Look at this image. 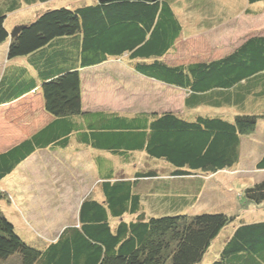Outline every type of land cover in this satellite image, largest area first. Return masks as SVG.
<instances>
[{
	"label": "trees",
	"instance_id": "obj_1",
	"mask_svg": "<svg viewBox=\"0 0 264 264\" xmlns=\"http://www.w3.org/2000/svg\"><path fill=\"white\" fill-rule=\"evenodd\" d=\"M60 1L0 0V47L8 45L10 61H23L5 70L0 107L38 91L52 118L0 153V184L32 154L63 149L71 141L95 152L98 180L79 204L76 224L52 242H26L0 208V264H200L238 217L156 216L164 212L163 196L134 188L160 174H125L105 155L131 163L143 152L171 167V181L214 176L238 165L244 139L256 136L264 119V34L245 37L216 59L170 64L166 58L177 41L192 34L186 25L209 31L228 9L215 12L221 9L216 0H92L74 7L57 6ZM240 1L246 13L264 5V0ZM24 9L32 14L14 26L22 29L11 37L14 28L9 31L6 22ZM118 62L141 78L181 90L184 113L84 111L82 74ZM232 107L239 113L226 115L224 109ZM262 147L258 171H264ZM148 188L154 193V186ZM242 197L244 207L264 205V179ZM2 201L8 195L0 189ZM211 264H264V221L241 220Z\"/></svg>",
	"mask_w": 264,
	"mask_h": 264
},
{
	"label": "rangeland",
	"instance_id": "obj_2",
	"mask_svg": "<svg viewBox=\"0 0 264 264\" xmlns=\"http://www.w3.org/2000/svg\"><path fill=\"white\" fill-rule=\"evenodd\" d=\"M216 1L221 9L216 7L215 12L219 13L226 8L228 16L209 31L199 30L192 23L189 25L190 28L186 25L189 33L192 34L177 41L174 51L166 58L170 64H189L215 59L229 53L245 37L264 34V5L253 7L251 12L246 13L244 11L247 5L240 0ZM85 3L90 4L92 0H61L57 6L74 7ZM31 14V9H24L11 15L6 22L7 29L12 30L22 18H28ZM82 75L85 76L83 99L90 108L128 114L165 110L183 114L185 111L182 108L185 94L181 90L141 78L121 62L113 64L112 67L99 68L94 72L88 70ZM206 110L198 109L199 112ZM22 111V108L13 110L11 115L8 113L9 116L3 118L4 121L0 119V133L3 134L0 150L7 148V144H14L16 140L14 136L22 132L23 128L21 129L16 117V114L20 115ZM237 112L239 113V110L236 107L224 109L226 115ZM200 114L203 115V113L198 115ZM257 129L256 136L244 139L239 164L214 176L171 181L167 178L171 167L163 162L153 161L143 152H136L131 163L125 161L126 157L123 156L119 158L104 155L113 160L117 171L123 170L125 174L134 175L135 172L145 170H156L160 174L159 179L149 180L148 183L143 180L139 187L134 188L135 192L138 189L143 192L145 189V196L153 194L163 196L161 200H166L164 212L156 216L223 213L238 217L233 224L226 226L220 232L200 263L211 264L241 220L245 223L264 221V205L244 207L242 197L247 187L264 179V171L255 168L264 145V119L258 121ZM80 156L86 155L82 153ZM76 157L74 151L64 153L63 156L61 153L36 154L18 168L14 177L1 185L3 192L11 187L26 188L27 192V188L31 187L40 190L41 195L35 197V202H33L34 195L29 193L27 195L23 190L22 195L16 198L22 206L12 208L18 212L16 218L18 226L23 227L30 237H34L39 243L45 244L55 240L65 227L75 225L78 206L92 191L90 185H93V180L87 178L83 165L78 163L83 164L81 160L85 157L81 160H77ZM163 168H166V171ZM148 184L155 187L154 193L148 190ZM27 211L28 215L25 216ZM23 221L26 227L22 225ZM22 238L30 243L25 237Z\"/></svg>",
	"mask_w": 264,
	"mask_h": 264
},
{
	"label": "crops",
	"instance_id": "obj_3",
	"mask_svg": "<svg viewBox=\"0 0 264 264\" xmlns=\"http://www.w3.org/2000/svg\"><path fill=\"white\" fill-rule=\"evenodd\" d=\"M7 46L8 45L6 44L5 46L0 47V82L2 80V77L4 76V72L7 69V67H9L13 64H16L18 62H21V64L23 63V61H18V60L17 61H12V60L10 61L7 58ZM84 80H85V76H82V99H83V83H84ZM19 107L22 108L23 111L20 113V115H19V113L16 114V117H18V124H20L21 129L23 128L22 132L21 133L19 132L20 134L18 136H14V138L16 139L14 141V144H12V145L7 144V146H6L7 148H1L3 150H0V153L3 151H6L7 149L11 148L12 146H14L18 143H20L26 137L31 136L37 130L41 129L43 126L47 125L52 120V118L49 117L48 115H46L43 111L42 100H41V96L38 93V91L37 92L34 91L30 94L25 95L24 97L21 98V100L17 101L16 103L1 106L0 107V119L4 121L3 118H7V116H9L8 113H10V115H11L12 111L16 110V109H20ZM83 109H84V111H95L96 110V109L90 108L88 105H86L84 99H83ZM101 110H106V109H101ZM109 111H115V110H109ZM1 135H3V134L0 133V142L2 141V138H3V136H1ZM7 139L9 140V138H7ZM70 151L75 152V154L77 155V157H76L77 160H81L83 157H85L83 160H81L83 162V164L81 162H78V163L83 165L82 168L84 170V173L87 174V178L93 180V185H94L95 182L98 180L97 172L94 168V164H93V160H92L95 152H93L92 149H90L84 145H81V143L77 144L76 142L71 141V143L63 149H55V150H47V151L44 150V151H39L37 153L32 154L24 162H22L9 176H7L1 182L0 189H1V185H3L4 182H6L7 180H9L15 176V172L18 170V168H20L22 165H24L27 162V160L31 159L36 154L61 153V156H63L64 153H67ZM82 153H84V155H86V156H80ZM96 155H101V153H96ZM105 157L107 158V156H105ZM68 164H70V162ZM15 178H17V176ZM93 185L91 184L90 186L93 187ZM23 190L26 191V188L11 187L10 189L9 188L5 189L4 191L8 194V196H9L8 200L10 198V201L0 202V208H1L2 214L13 225L16 232L19 233L21 235V237H25L28 241H31V242L34 241L35 242L34 237H30L29 233L27 231H25V229L23 227L20 228L18 226V221L16 219V218H18V216H17L18 212L15 210H12L13 207L22 206L20 201H16V198L18 196L22 195ZM27 190H28V192L26 191L27 195H28V193H29V195H34L33 202L36 201L35 197H37L38 195H41V192L38 188L31 187V188H27ZM9 210H11V211L9 212ZM19 211H20V208H19ZM77 212H78V209H77ZM27 215H28V211H27L25 216H27ZM35 219H38V218L35 217ZM24 221H26V220H24ZM24 221H23L22 225L24 227H26ZM22 234L24 236H22ZM52 241H54V240H52ZM52 241H49V242H52Z\"/></svg>",
	"mask_w": 264,
	"mask_h": 264
},
{
	"label": "water",
	"instance_id": "obj_4",
	"mask_svg": "<svg viewBox=\"0 0 264 264\" xmlns=\"http://www.w3.org/2000/svg\"><path fill=\"white\" fill-rule=\"evenodd\" d=\"M22 29V27H16L14 28L13 32L10 34L11 37H14V35H16V33H18L20 30Z\"/></svg>",
	"mask_w": 264,
	"mask_h": 264
}]
</instances>
